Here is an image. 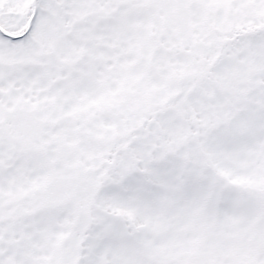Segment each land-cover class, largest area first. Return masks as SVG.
<instances>
[{"label":"snow or ice","instance_id":"obj_1","mask_svg":"<svg viewBox=\"0 0 264 264\" xmlns=\"http://www.w3.org/2000/svg\"><path fill=\"white\" fill-rule=\"evenodd\" d=\"M0 264H264V0H0Z\"/></svg>","mask_w":264,"mask_h":264}]
</instances>
